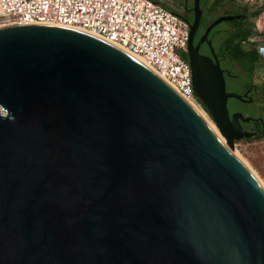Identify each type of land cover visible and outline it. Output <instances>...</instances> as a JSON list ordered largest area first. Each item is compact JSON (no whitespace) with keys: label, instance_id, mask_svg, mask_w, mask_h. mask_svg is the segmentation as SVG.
I'll use <instances>...</instances> for the list:
<instances>
[{"label":"water","instance_id":"95a60500","mask_svg":"<svg viewBox=\"0 0 264 264\" xmlns=\"http://www.w3.org/2000/svg\"><path fill=\"white\" fill-rule=\"evenodd\" d=\"M193 92L229 147L224 71L192 39ZM242 16L222 15L221 23ZM210 46V44H209ZM163 78L92 34L0 29V264H264V190Z\"/></svg>","mask_w":264,"mask_h":264},{"label":"built area","instance_id":"2783aa9c","mask_svg":"<svg viewBox=\"0 0 264 264\" xmlns=\"http://www.w3.org/2000/svg\"><path fill=\"white\" fill-rule=\"evenodd\" d=\"M255 15L257 55L264 64V0H233ZM46 25L92 34L129 55L167 81L188 103L201 109L193 92L187 54L190 23L166 0H0V29ZM264 79V70L259 76ZM190 104V105H191Z\"/></svg>","mask_w":264,"mask_h":264},{"label":"rangeland","instance_id":"374dc122","mask_svg":"<svg viewBox=\"0 0 264 264\" xmlns=\"http://www.w3.org/2000/svg\"><path fill=\"white\" fill-rule=\"evenodd\" d=\"M211 2L212 0H209V1L199 0V6L201 9V15H202L200 19V23L203 26H205L206 24L210 22L215 21L218 18V16H222L223 13L225 12H227L228 16H233L236 13L235 6L231 7L230 5L219 7L215 11L213 9L211 10L210 9ZM190 4H194V0H190ZM193 18H194V12L192 10V13H190V22H192ZM231 29L232 28L230 24L224 22V23L219 24L212 30L211 32L212 34L217 33L214 39V46L217 52H218V48L222 40L225 38V36L229 33ZM184 56L187 58V54H184ZM222 64L226 68H230L232 70L231 74L234 75L236 78V79H231L228 77L225 78L226 90L228 92L236 93L239 95L243 94L246 88L245 83L247 81L246 79L248 78V75H246L245 72L241 69V67L237 64L232 65L227 62H223ZM260 67L263 68L261 63H260ZM258 87L264 93V79L260 77H258ZM252 98H253V104L241 103L238 100L229 99L227 102V108H228L229 113L237 111L235 113H240L244 116H252V117H254V115L257 116L259 113L262 119L264 120V96H262V98L259 100L257 99L256 96ZM199 110L208 119V122H210L211 124L215 126L213 120L208 115V113L203 108ZM215 130L217 132L216 126H215ZM219 137L225 140L222 136L219 135ZM231 148L235 154L232 151L231 152L244 164V166L255 177V179L257 180V182L263 189L264 187V139H261V140L243 139V140L234 142Z\"/></svg>","mask_w":264,"mask_h":264},{"label":"trees","instance_id":"16d2710c","mask_svg":"<svg viewBox=\"0 0 264 264\" xmlns=\"http://www.w3.org/2000/svg\"><path fill=\"white\" fill-rule=\"evenodd\" d=\"M227 5H230L231 7L235 6V15L242 16V18L237 21L226 22L230 24L232 29L222 40L218 48V52L215 51L216 55L219 59H221V61L239 65L250 79L253 76L259 77L264 70V64L257 55L256 48L258 46V42L252 41L257 37L252 25V20L255 15L253 13H249L247 7L238 6L233 0H212L210 9L215 11L217 8ZM223 15L228 14L225 12ZM179 17L189 22V19L186 16L179 15ZM216 34L213 35L216 36ZM259 62L263 68L260 67ZM201 107L205 110L202 104ZM250 139H264V132L261 135Z\"/></svg>","mask_w":264,"mask_h":264},{"label":"flooded vegetation","instance_id":"af4514ba","mask_svg":"<svg viewBox=\"0 0 264 264\" xmlns=\"http://www.w3.org/2000/svg\"><path fill=\"white\" fill-rule=\"evenodd\" d=\"M166 6L173 13H175L177 15H181V16L182 15L186 16L190 22V13H192V10H193V4H190V0H166ZM247 9H248L249 13H252L251 9H249V8H247ZM190 23H192V22H190ZM211 23L212 22L203 26L199 22V26H198L197 30L195 31V33L193 35V39H192L193 47H196L197 45L200 44L199 50H198L199 55L204 57V58H207V59H212L210 47L213 48V51L216 55V52H215L216 50H215V46H214L215 36L211 33L213 29L206 36V39L201 42V40L205 34L206 29L208 28V26ZM209 44H210V46H209ZM218 61L220 63L221 69L224 71V79L226 77H228V78L231 77V79H236L235 76L231 74L232 70L230 68H226L225 66H223L222 63L224 61H221V59H219V58H218ZM246 80H247L245 83L246 88H245L243 94H240V96L242 97V101H239V102L246 103V104H253V98L252 97L256 96L257 99L259 100L262 98V96H264V93L258 87V77L257 76H253L251 79L248 76V78ZM235 112H237V111L229 113V115L231 116ZM243 118H249V121L247 123L241 121L240 125H241L243 130L252 133L251 138H255L256 136L261 135L264 132V120L262 119V117L260 116L259 113L257 116L254 115V117L243 115Z\"/></svg>","mask_w":264,"mask_h":264},{"label":"bare ground","instance_id":"6f19581e","mask_svg":"<svg viewBox=\"0 0 264 264\" xmlns=\"http://www.w3.org/2000/svg\"><path fill=\"white\" fill-rule=\"evenodd\" d=\"M122 50V49H121ZM131 56H133V55H131ZM134 58H136L139 62H141V63H143L144 64V62L142 61V59L141 58H139V57H137V56H133ZM145 65V64H144ZM191 104V103H190ZM191 106H192V108H194L198 113H199V115L204 119V121L209 125V127L215 132V134L219 137V135H220V133H219V131L217 130V132H216V130H215V126L213 125V124H211L210 122H208V119L201 113V111L196 107V106H194L193 104H191ZM217 129V128H216ZM219 134V135H218ZM221 136V135H220ZM219 139L226 145V146H228V144L226 143V141L225 140H223V139H221L220 137H219ZM228 148H230V150L232 151V148L231 147H229L228 146ZM233 153H234V151H232ZM235 154V153H234ZM262 184V183H261ZM263 186V185H262ZM263 189H264V187H263Z\"/></svg>","mask_w":264,"mask_h":264}]
</instances>
